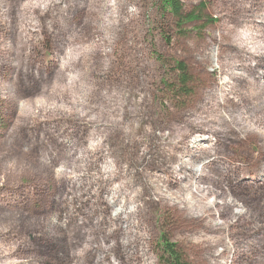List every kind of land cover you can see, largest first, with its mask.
<instances>
[{"label":"rangeland","instance_id":"374dc122","mask_svg":"<svg viewBox=\"0 0 264 264\" xmlns=\"http://www.w3.org/2000/svg\"><path fill=\"white\" fill-rule=\"evenodd\" d=\"M181 1L187 10L204 9L182 28L159 0H0V264H162L161 231L191 264H264L259 135L224 144L236 165L251 168L246 183L223 180L216 196L171 195L192 211L145 190L132 227L117 217L120 202L104 204L115 187L128 202V170L142 189V150L147 169L179 168L145 142L133 143L128 125L173 132L219 76L215 50L206 58L202 42L217 34L220 20L235 22L237 2ZM176 61L189 72L181 98ZM90 146L101 153L88 156ZM107 161L111 179L96 180ZM208 161H194L196 175ZM222 198L241 215L220 206Z\"/></svg>","mask_w":264,"mask_h":264},{"label":"trees","instance_id":"16d2710c","mask_svg":"<svg viewBox=\"0 0 264 264\" xmlns=\"http://www.w3.org/2000/svg\"><path fill=\"white\" fill-rule=\"evenodd\" d=\"M159 1L180 28L199 19L204 10L203 8L187 10L181 0ZM233 1L237 2L239 17L234 23L220 20L217 34L211 33L209 40L202 42V46L207 50L206 58H210V51L215 50L218 65L214 73H218L219 76L214 77L213 83L199 93L200 102L179 118V122H183L184 126L176 127L171 133L157 134L152 129L140 127L132 129L128 125V137L133 143L145 142L156 153L165 159L170 158L179 165L178 170L172 169V165L164 167V163L147 169L144 161L145 150H142L136 168V176L143 185L142 189L140 191L134 189L135 179L128 170V202L120 201L119 187L112 189L115 194L112 196L110 194V199L104 197V204L108 206L120 202L117 217L122 219L124 216L126 219L128 217L127 221L132 227L135 226L132 223V216H137L142 210L137 201L145 190H148V194L153 193L158 202L173 206L181 204L183 210L192 211L195 208L191 203L177 201L171 195L180 193L216 196L218 194L214 187H217V184L223 180L230 183L236 180L241 186L246 183L244 178L251 172L248 165L239 167L234 163V158H229L225 154L224 144H227L228 140L246 139L249 134H256L264 139V0ZM175 72L178 76L175 85L179 92L178 96L180 98L187 96L190 81L186 65L182 61H176ZM66 80L73 81L74 77L67 76ZM78 114L84 117L79 110ZM188 130L191 133H188ZM201 133L207 134L208 137H201ZM97 151L101 153L98 146H90L87 155L93 156ZM202 155L207 156L209 161L203 165L201 173L196 175L194 161ZM106 165L97 166L96 180H102L99 178L102 175L104 179H111L108 177L114 172L111 169L112 162L107 161ZM79 167L80 165L76 163L74 170ZM210 172L216 174L210 175ZM71 178L74 179V176ZM194 186L196 191L191 190ZM129 188L132 189V193ZM150 198L148 202H152ZM220 200L218 202L220 206H232L234 215H241L242 211L231 200L227 198ZM158 247L162 264H191L178 245L163 231L158 239Z\"/></svg>","mask_w":264,"mask_h":264}]
</instances>
